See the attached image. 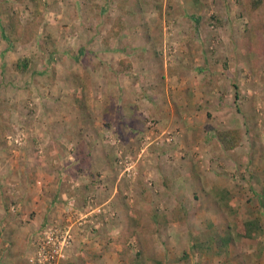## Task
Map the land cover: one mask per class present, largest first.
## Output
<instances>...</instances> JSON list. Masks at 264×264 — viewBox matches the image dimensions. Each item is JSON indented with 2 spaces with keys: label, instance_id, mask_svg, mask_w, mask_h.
I'll list each match as a JSON object with an SVG mask.
<instances>
[{
  "label": "rangeland",
  "instance_id": "rangeland-1",
  "mask_svg": "<svg viewBox=\"0 0 264 264\" xmlns=\"http://www.w3.org/2000/svg\"><path fill=\"white\" fill-rule=\"evenodd\" d=\"M76 1L78 9L73 5ZM59 3L66 4L65 14L78 11L82 17L86 11L85 22L88 24L83 26L86 34L77 32L72 24L62 21L53 24L57 20H49L50 16L57 17L60 8L55 9ZM85 4L87 10L84 9ZM67 18L74 21L73 15ZM90 31L92 34L88 33ZM191 46L196 58L192 71L200 76L201 81L207 80L206 93L195 95L194 99L204 96L206 100L211 97L219 101L217 113H208V118L213 119L211 128L201 121L202 107L197 117L199 129L189 131V120L180 122L179 131L162 128L151 120L152 112L156 113L153 100L157 101L153 93L160 91L156 84L162 73V65L154 63L161 60L171 63V59L175 67L178 65L176 75L180 81L182 73L179 70L184 68L182 64L188 65L186 50ZM1 50L12 55L10 58L0 57V146L7 147L0 156V162L4 161L0 165V187L6 185V189L12 190L11 182H5V177L12 172L10 164L6 165V159L12 157L15 161L23 150L45 157V147L60 145L62 153L56 159L62 161L61 169L65 162L73 166L79 160L92 161L96 155L106 162V156L112 149L117 169L111 171V178L143 179L155 194V171L160 172L162 166L151 155L165 150V147L167 150L178 148L180 142L177 140L182 139V131L192 135L204 129L207 138L215 137L217 143L211 141L214 154L210 161L203 151L194 154L193 162L197 164L195 175L203 179L204 170L223 177L226 185L234 188H230L231 193L227 188L216 187L210 193L213 203L196 200L191 217L188 214L187 224L192 223L193 229L204 230L193 233V243H203L204 250L200 252L192 248L189 253L182 250L180 256L188 254V258L184 256L182 261L185 264H264V0H0ZM81 50L83 56L78 55ZM65 52L71 57L66 62ZM20 61L30 62L26 71H18ZM125 61L131 65L128 70L125 69ZM66 67L75 69V74L66 71ZM79 74L83 85L89 87L71 106L68 98H74L66 96V93L71 94L67 84L79 78ZM124 79L132 87L137 85L143 102L140 103L136 95L132 98L137 101L130 104L134 107L142 104L141 114L145 115L146 122L141 133L130 132L132 129L128 125L126 139L118 136L121 126L126 125L132 115L126 111L128 117L122 118V100H128L124 98L125 91L123 94L120 90ZM106 93L109 107L103 103ZM95 104L99 106L96 114L92 110ZM114 105H118L120 111L115 110ZM79 109L83 110L82 114L78 113ZM149 110L150 113L145 114ZM48 113L54 115L51 131L56 138L55 130L66 125L58 121L64 119L61 114L72 118L78 115V121L85 116L88 118L80 131L74 128V122L68 121V125L72 123L68 132L59 139H53L41 132L45 125L34 121L35 117L38 120L41 114ZM189 118L193 119L192 116ZM229 130H237L241 134L236 152L225 150L218 139L219 131ZM80 145L87 149L94 145L93 154L88 157ZM143 164L156 169L146 170L147 173L141 175L139 171ZM130 165L134 168L126 171ZM77 173L83 172L64 168L60 179L69 181L78 176ZM98 175L103 177L101 173ZM11 195L15 199H10V195L0 197V250L3 251L6 243L11 244L6 264H27L24 255L29 249L31 235L27 226L34 215L26 209L19 210V199L14 193ZM84 197L95 196L85 194ZM120 197L116 200L122 202ZM76 200L66 203V206L73 204L78 210ZM84 208H87L84 212L87 225L91 224L90 221L98 225L100 221L97 218L103 213L115 221L118 219L117 211L112 208L97 214L98 208L92 200L88 206L84 204ZM249 222H259L263 233L254 234L252 239L241 237L239 234ZM228 234L232 239L228 242L230 249L226 250L228 245H223L222 240ZM234 240L240 241L242 259L233 257L236 253Z\"/></svg>",
  "mask_w": 264,
  "mask_h": 264
},
{
  "label": "crops",
  "instance_id": "crops-1",
  "mask_svg": "<svg viewBox=\"0 0 264 264\" xmlns=\"http://www.w3.org/2000/svg\"><path fill=\"white\" fill-rule=\"evenodd\" d=\"M73 5L74 8L76 7V9H78L77 1L73 3ZM84 6V9L87 10L86 4ZM58 8H60V11L58 15H56L57 17H48L49 20H57L53 22V24H57L60 21H62V23L72 24V26L78 29L77 32L86 34V30H83V26L88 24L85 22L86 11L83 12L84 15L81 17L82 13L80 15L78 11L74 14H65L64 10L67 6L64 3L57 4L56 9L55 7L53 9L57 10ZM51 12L52 10H50L49 14ZM47 15L46 24L48 23ZM68 15L74 16L73 22L71 19L67 18ZM90 20L91 19H89L88 22ZM88 33L92 34V31ZM87 42L88 41H86V43ZM194 45L196 47V44ZM188 49L186 50V63L188 65L182 64L184 68L182 67L179 70L182 73L180 81L176 75L179 69L177 67L178 65L176 64L175 67V63L171 59V63H167L165 60L154 63L156 65H162L160 67L162 73H160V80L158 79V83L156 84L160 91L158 93L156 91L153 93L157 101L155 99L153 100L156 113L153 114L152 112L153 118L151 120H154L162 128L176 129L179 131L178 127H180V122L189 120V131L197 130V128L199 129L197 117L200 113L203 114L201 119L202 123L204 125L207 124V126L211 128L213 119H211V117L208 118V113H217L216 106H218L219 101L212 100L213 98L207 96V100L204 96L197 100L194 99L195 95L206 93L207 80L201 81L200 76H197V74H194L192 71L194 70V63L196 61L195 51L192 50L193 47ZM78 52V55L81 54V56H83L82 50ZM65 53L66 58L64 60L66 62L68 61L67 58L71 57L69 53ZM11 55L12 54L6 52V50L0 51V57L5 56L10 58ZM131 63L133 66V61H131ZM188 68L191 69L190 72H188ZM65 70L71 71V74L75 71V69L73 70V68L70 67H66ZM123 73L125 74L127 72ZM76 74H78L77 71ZM68 76L70 79V74H68ZM78 76L79 78L67 84V88L70 89L71 94L66 93V96L74 98H68L71 101V106H73L77 98L83 96L84 89L89 87L84 86L83 79H81L82 76L80 74ZM218 79L219 76L215 78L214 81L216 82ZM133 85L134 87H132L131 83H128L126 79H124L120 85V90L123 91V94L125 91L126 94L124 98L128 99L122 100V110L124 109L122 115L123 120H125V117H128L126 116L127 112L129 115L132 114L131 117L128 118L127 124L121 126L119 130L120 134H118V136L122 139L127 138L125 131H127L126 127L128 125L132 129H130L131 131L129 130L130 132L141 133L146 124L144 121L145 115L143 116L141 114L142 108L140 105L142 104H138V107L131 105L133 102L137 101H135V98H132L133 96L138 95L139 102L141 103L142 101L140 100L141 93L136 89L137 85ZM67 88L64 90H68ZM213 88L214 87H210V89ZM107 95L108 93H106V99L103 100V103L109 107L108 105H110V103H108L109 98ZM118 98H116V100ZM238 98V96H235L236 100ZM79 103L80 102H78V104ZM200 104H203V106ZM115 107V110L120 111L118 105ZM201 107L204 111L199 113ZM92 110H94V114L98 113L99 106L95 104ZM79 112L82 114L83 110L79 109L78 113ZM146 113H150V110L147 112L145 111V114ZM53 116L54 115L49 113L41 114L40 119L36 120V117L34 119L35 123L38 122L39 125H45L43 127L44 130L42 129L41 132L49 135L48 137L53 139H59L62 134L65 135L68 132L72 125V123L68 125L67 123L69 122H74V128L76 127L80 131L84 126L83 122H86L88 118L85 116L78 121V115L72 118L66 114H61L60 116L64 119H58V121L65 122L66 125L64 126L62 124L63 126L60 130H55L56 134H58L56 138L54 136V131H51V126L54 123L52 122ZM190 116H192L193 119H190ZM91 118H93L91 119L93 121L94 117ZM30 122H33V119H31ZM30 128L32 132L30 133L33 134V126ZM182 132V139L178 138L177 140V142H180L178 148L175 146L171 150H167V147H165V150L160 152L156 151L154 155H151L153 158L157 159L159 165L162 166L160 167V172L157 170L155 171V177L157 179L155 194H152V190L148 188V183L146 184L143 179H138V181H135V179H112L111 176L113 175L111 174L114 169H117L112 153L107 154L106 162H102L98 155H96V158L92 159V161L90 160L87 162L79 160L77 163L74 162L73 166L65 162V165H63L65 170L71 167L78 171H82L84 174L81 173L79 175V173H77L78 176L69 179V181L60 179L62 175L61 172L64 168L61 169L62 161H60V159L57 161L56 158L61 156L62 151L60 145H52L45 147V157H38L37 152H25L23 150L17 154V159H15V161L12 157L6 159V165L10 164V170L12 172L9 176L5 177V182H11L12 190L6 189V185L3 187L1 186L0 197H7L10 195V199H15L13 195H11L14 193L16 199L20 201L19 210L26 209V212L29 211L34 215L31 224L27 226V229L31 232L28 242L33 235L39 233L40 230H43L49 223H65L70 219L68 218L69 214L66 212V200L68 199L76 198L78 200H76L78 215L76 217L74 216V218H78L82 213L84 214L85 210H87V208H84V204L88 206L90 200L96 203L97 208L104 209V211H107V209L110 210V208H112L113 211H117V221L110 215L100 213L101 215L97 218L98 221H100L98 225L95 223L90 225L86 224L87 226L85 225L82 229L75 227V242L70 251L69 259L66 261L67 263L65 262L66 264H70V262H72V264H185L184 261H179L180 252L184 250L189 253V250L192 249L194 244L193 233L196 231H204L198 227L196 228L197 230L193 229L194 225L192 223L190 225L187 224L188 214L191 217L196 200L199 199L213 203L215 201L210 193H212L216 187L221 189L227 188L226 190L232 193V189L230 190V188H234V186L228 187L226 185V179L211 175V173H207L204 170L203 179L195 175L197 164L194 163L195 161L193 162L194 154L203 151L205 158L210 161L214 154L211 151V144L212 142L217 143L216 138L212 137L209 140L204 133V129L192 135L185 131ZM109 133H111V131H109ZM90 137L93 140L94 135L91 133ZM1 138L3 137L1 136ZM4 148L7 150L6 146H0V156L5 153L3 152L5 151ZM233 151L236 152V149ZM1 159L5 160L4 157H1ZM2 163H4V161L0 162L1 166ZM148 164H143L141 167V171H139L141 175L146 174V170L156 169L150 168ZM150 165L153 166L152 163ZM98 173L103 174L104 178L98 175ZM1 175L3 176V174ZM9 177L11 179H9ZM85 194H90L95 197H91L87 202L84 198ZM118 197L121 198L122 202L116 200ZM188 200L190 201L187 202ZM125 202L128 204L126 205ZM181 202L185 205H182ZM188 203L192 207H188ZM180 220L184 221L181 222ZM197 225L201 226V223ZM1 241L2 239H0V243ZM235 241L237 242L235 243ZM25 245V247H27V244ZM227 245L228 248L226 247V250L230 249L231 244L228 243ZM28 248L24 258H26L29 253L30 247ZM233 248L236 252L233 257L242 259L243 255L241 253L239 240H234ZM256 250L259 252L258 249ZM16 254L18 255L19 253Z\"/></svg>",
  "mask_w": 264,
  "mask_h": 264
},
{
  "label": "built area",
  "instance_id": "built-area-1",
  "mask_svg": "<svg viewBox=\"0 0 264 264\" xmlns=\"http://www.w3.org/2000/svg\"><path fill=\"white\" fill-rule=\"evenodd\" d=\"M134 165L126 168L130 171ZM67 205V213L70 218L65 223L51 222L39 233L33 235L30 239V250L25 260L27 264H64L70 255V251L75 242V227L82 229L85 226V218L87 216L78 215L75 205ZM76 208V209H75ZM15 210V207H12ZM96 213H102V209H96ZM67 218V219H68ZM74 219V220H73ZM91 224L94 222L90 221ZM32 249V250H31ZM11 250V244L6 243L3 251L0 250V264H6V255ZM31 251V252H30Z\"/></svg>",
  "mask_w": 264,
  "mask_h": 264
},
{
  "label": "trees",
  "instance_id": "trees-1",
  "mask_svg": "<svg viewBox=\"0 0 264 264\" xmlns=\"http://www.w3.org/2000/svg\"><path fill=\"white\" fill-rule=\"evenodd\" d=\"M198 20H200V19H197L196 21H198ZM29 65H30L29 61H27V62L26 61H20L17 65L18 71H26ZM124 65H125L126 70L131 68L129 61H125ZM236 96H238V94H236ZM218 139H219L220 143L223 145L225 150L231 151V150H234L240 144L241 134L237 130L219 131L218 132ZM96 144H97V142H96ZM93 147H94V145H89V148L87 149V147H85L84 145H80L79 148H81L83 151H85L87 156L89 157L90 153L93 154L92 153V151L94 150ZM110 151H112V152H110ZM110 151H109V153H112V155H113V150H110ZM89 199H91V197H89L88 199L85 198V201L88 202ZM75 200H73V198H71V199L66 200V203L71 202V201H75ZM256 233H258V234L263 233L261 225H259V222L258 223L257 222H249V223L245 224L243 232L240 233L239 235L241 237L243 236L244 238H247V239H252L254 234H256ZM231 239H232L231 234H228L227 238L222 240L223 245L224 244L227 245V243L230 242ZM202 246H203V243H198V244H193L192 248H193V250L196 249V250L201 252V250H204L202 248ZM184 256L186 258H188V254L184 253L182 256L179 257V261H182Z\"/></svg>",
  "mask_w": 264,
  "mask_h": 264
}]
</instances>
